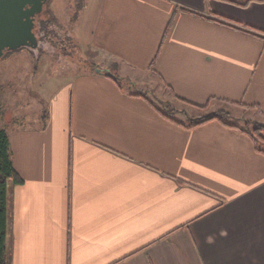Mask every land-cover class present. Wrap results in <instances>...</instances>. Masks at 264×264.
I'll return each instance as SVG.
<instances>
[{
    "label": "crops",
    "instance_id": "0c3cea01",
    "mask_svg": "<svg viewBox=\"0 0 264 264\" xmlns=\"http://www.w3.org/2000/svg\"><path fill=\"white\" fill-rule=\"evenodd\" d=\"M254 31L264 0H99L89 45L111 64L67 76L41 119L2 127L22 180L7 182V264H264L252 139L217 120L177 124L104 74L153 75L264 120Z\"/></svg>",
    "mask_w": 264,
    "mask_h": 264
},
{
    "label": "rangeland",
    "instance_id": "374dc122",
    "mask_svg": "<svg viewBox=\"0 0 264 264\" xmlns=\"http://www.w3.org/2000/svg\"><path fill=\"white\" fill-rule=\"evenodd\" d=\"M98 4L99 0H47L37 16V20H41H36L33 28L38 37V48L22 46L5 50L0 55L1 127L13 122H35L41 119L46 114L49 95L67 76L84 72L97 66L96 63L101 68L111 64V59L97 56L90 50V28ZM51 16L54 17V20L51 19L53 22L45 24L43 31L40 28L41 21ZM116 74L124 87L132 91L143 90L159 107H162L163 101L172 100L175 108L184 109L191 116L227 108L232 115L228 120L232 123L243 124L245 119L263 121L259 115L252 116V111L235 105L217 103L200 110L181 104L172 99L168 90L153 75L124 77ZM130 82L136 86H131ZM179 110L174 118L187 122V116Z\"/></svg>",
    "mask_w": 264,
    "mask_h": 264
},
{
    "label": "trees",
    "instance_id": "16d2710c",
    "mask_svg": "<svg viewBox=\"0 0 264 264\" xmlns=\"http://www.w3.org/2000/svg\"><path fill=\"white\" fill-rule=\"evenodd\" d=\"M227 1L233 2L241 6H245L248 4V2L252 0H245L244 2H237L236 0H227ZM257 1H262V0H257ZM37 16L35 21L38 18ZM51 19L54 20V17L51 16L50 18L49 17L46 18V21L45 20L41 21L42 23L40 24L41 26L40 28L41 29L43 28V31H45L44 27H46V25H48L49 23L51 24L53 22V20ZM38 20L40 21L41 19ZM216 21L229 25V23L223 20H216ZM254 33L255 35L264 38V35L258 32L256 33V31H254ZM36 67H37V59L34 65L35 70ZM92 69H94V67L90 68V70ZM104 74L118 81L120 86L123 85L120 82L121 80H119V77L117 75H114L112 72L104 71ZM163 85L170 93L172 99L181 104L191 106L193 108H198L200 110L206 109L208 106V102L202 105H197L190 101H187L186 99L176 95L167 84L163 83ZM136 94H140L144 96V98L148 101V103L153 108H155L162 116L168 118L169 120L177 124L186 126L187 128H192L212 120H217L229 127L238 128L252 139V141L255 144L256 150L264 154V122H263L264 120L263 119H262L263 121L261 122H258V120L245 119L243 124H235L228 120L229 118L232 117L231 113L228 110L222 108L191 116L190 114L187 115L184 109L179 110L175 108L173 106L172 100L163 101L164 104L162 105V107H159L151 98L147 96V94L144 91L140 90ZM251 108L253 107L251 106ZM178 110L181 111L183 115L187 116L186 118L187 122L179 121L174 118V114ZM9 180H12L15 183H20L22 181L12 164V155L9 148V139L7 132L5 131L4 128L0 127V264H7V260L5 257V237H6V220H7V211H8L7 182Z\"/></svg>",
    "mask_w": 264,
    "mask_h": 264
},
{
    "label": "water",
    "instance_id": "95a60500",
    "mask_svg": "<svg viewBox=\"0 0 264 264\" xmlns=\"http://www.w3.org/2000/svg\"><path fill=\"white\" fill-rule=\"evenodd\" d=\"M47 0H0V55L22 46L36 48V16Z\"/></svg>",
    "mask_w": 264,
    "mask_h": 264
}]
</instances>
